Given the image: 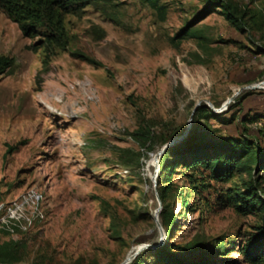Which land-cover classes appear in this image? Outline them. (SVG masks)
I'll use <instances>...</instances> for the list:
<instances>
[{
	"label": "rangeland",
	"instance_id": "obj_1",
	"mask_svg": "<svg viewBox=\"0 0 264 264\" xmlns=\"http://www.w3.org/2000/svg\"><path fill=\"white\" fill-rule=\"evenodd\" d=\"M159 1L164 21L143 0H90L64 15V47L25 36L0 6V203L45 197L34 229H0L22 241L18 264H123L143 245L157 248L127 264H158L163 246L191 264H250L239 249L262 216L228 202L249 176L177 166L161 179L159 153L183 144L198 104L235 118H202V134L248 129L264 148V0H227L245 32L220 10L199 17L208 0ZM184 28L198 38L172 40Z\"/></svg>",
	"mask_w": 264,
	"mask_h": 264
},
{
	"label": "trees",
	"instance_id": "obj_2",
	"mask_svg": "<svg viewBox=\"0 0 264 264\" xmlns=\"http://www.w3.org/2000/svg\"><path fill=\"white\" fill-rule=\"evenodd\" d=\"M143 1L157 12L162 21L166 19V6L160 4L159 0ZM89 2L90 0H0V6L18 24L25 36L40 35L48 44L64 47L67 43L64 15L78 13ZM215 10H220L235 29L245 32L247 23L227 0H208L199 17ZM185 37L198 38L195 32L184 28L172 40ZM233 116L226 119V114L215 113L208 106L201 105L195 113L194 127L183 144L168 148L162 155L160 178L167 179L170 169L177 166L194 171L204 168L212 179L221 182L231 180L237 173L248 175L249 179L243 182L242 188L235 189L234 194L228 196V202L241 214H261L262 224L245 239L239 250L246 262L264 264V148L258 138L248 135V129H244L245 133L238 137L229 135L219 140L202 134L198 125L196 126L197 121L202 118L232 125L235 121ZM248 120V117H242L243 122ZM168 186L167 184L160 190L165 206L162 215L164 220L174 221V213L168 210L165 203ZM188 204L189 201L186 206ZM221 251H225V248ZM154 255L158 264H191L170 246L156 249ZM23 256L22 241L0 240V264H18L23 260Z\"/></svg>",
	"mask_w": 264,
	"mask_h": 264
},
{
	"label": "built area",
	"instance_id": "obj_3",
	"mask_svg": "<svg viewBox=\"0 0 264 264\" xmlns=\"http://www.w3.org/2000/svg\"><path fill=\"white\" fill-rule=\"evenodd\" d=\"M44 195L31 190L11 203H0V229L14 235L34 229L45 220Z\"/></svg>",
	"mask_w": 264,
	"mask_h": 264
},
{
	"label": "water",
	"instance_id": "obj_4",
	"mask_svg": "<svg viewBox=\"0 0 264 264\" xmlns=\"http://www.w3.org/2000/svg\"><path fill=\"white\" fill-rule=\"evenodd\" d=\"M254 89H257V88H263V87H261V86H254L253 87ZM229 102H227L226 103V105L228 104ZM199 106H201V104H198L197 105V108L199 107ZM208 106H210L215 112H217V113H222L223 112V109H217V108H215L213 105H208ZM174 141H172V142H170V143H167L165 146H164V148H163V150H162V152L161 153H159V156H161L162 154H164L165 153V151L171 146V144L173 143ZM148 247H152V248H157L156 246H148V245H143V246H141V247H139L136 251H135V253H133L132 255H130L128 258H127V260L123 263V264H127L128 262H130L131 260H133L142 250H144L145 248H148Z\"/></svg>",
	"mask_w": 264,
	"mask_h": 264
},
{
	"label": "bare ground",
	"instance_id": "obj_5",
	"mask_svg": "<svg viewBox=\"0 0 264 264\" xmlns=\"http://www.w3.org/2000/svg\"><path fill=\"white\" fill-rule=\"evenodd\" d=\"M263 85H264V84H260V85H258V86L264 87ZM139 247H140V246H139ZM139 247H138V248H139ZM138 248H136V250H137ZM136 250H135V251H136ZM135 251H134V252H135ZM134 252H132V254H133Z\"/></svg>",
	"mask_w": 264,
	"mask_h": 264
}]
</instances>
